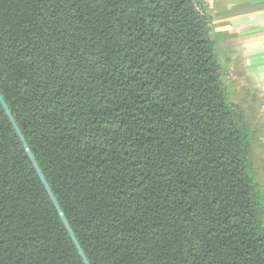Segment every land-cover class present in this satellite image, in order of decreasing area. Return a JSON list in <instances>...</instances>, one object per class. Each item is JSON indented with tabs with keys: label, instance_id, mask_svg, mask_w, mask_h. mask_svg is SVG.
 <instances>
[{
	"label": "trees",
	"instance_id": "trees-1",
	"mask_svg": "<svg viewBox=\"0 0 264 264\" xmlns=\"http://www.w3.org/2000/svg\"><path fill=\"white\" fill-rule=\"evenodd\" d=\"M196 0H0V95L88 264H264L262 99ZM0 264H84L0 104Z\"/></svg>",
	"mask_w": 264,
	"mask_h": 264
},
{
	"label": "crops",
	"instance_id": "crops-1",
	"mask_svg": "<svg viewBox=\"0 0 264 264\" xmlns=\"http://www.w3.org/2000/svg\"><path fill=\"white\" fill-rule=\"evenodd\" d=\"M196 1L211 19L222 58L242 74L241 85L262 99L259 128L264 148V0Z\"/></svg>",
	"mask_w": 264,
	"mask_h": 264
},
{
	"label": "water",
	"instance_id": "water-1",
	"mask_svg": "<svg viewBox=\"0 0 264 264\" xmlns=\"http://www.w3.org/2000/svg\"><path fill=\"white\" fill-rule=\"evenodd\" d=\"M0 104H1L5 114L7 116V118L9 119L11 125L13 126V128H14V130H15V132H16V134H17V136H18V138H19V140L21 142V144L23 145V148H24V150H25V152H26V154H27V156H28V158H29V160H30L35 172L37 173L39 180L41 181V183H42V185H43L48 197L50 198V200H51L56 212L58 213V215L60 217V220H61L63 226L65 227L67 233L69 234V237H70L71 241L73 242V244H74V246H75V248H76V250H77V252H78V254L80 256V258L82 259L84 264H88V262H87V260H86V258L84 256L82 250L80 249V247H79V245H78V243H77V241H76V239H75V237H74V235H73V233H72V231H71V229H70V227H69V225H68V223H67V221H66V219L64 217V215L62 214L58 204L56 203V200L54 199V197H53V195H52V193H51V191H50V189H49V187H48V185H47V183H46L41 171L39 170V168H38V166H37L32 154H31V152L29 151V149H28L23 137L21 136L16 124L14 123V120H13L11 114H10V111L8 110L6 104L4 103L1 95H0Z\"/></svg>",
	"mask_w": 264,
	"mask_h": 264
}]
</instances>
